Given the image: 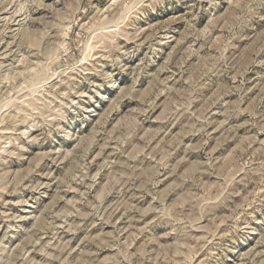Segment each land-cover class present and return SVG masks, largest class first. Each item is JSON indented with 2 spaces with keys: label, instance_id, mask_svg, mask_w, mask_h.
<instances>
[{
  "label": "clouds",
  "instance_id": "9594fccd",
  "mask_svg": "<svg viewBox=\"0 0 264 264\" xmlns=\"http://www.w3.org/2000/svg\"><path fill=\"white\" fill-rule=\"evenodd\" d=\"M0 264H264V0H0Z\"/></svg>",
  "mask_w": 264,
  "mask_h": 264
}]
</instances>
